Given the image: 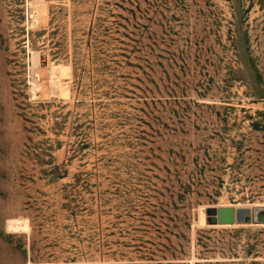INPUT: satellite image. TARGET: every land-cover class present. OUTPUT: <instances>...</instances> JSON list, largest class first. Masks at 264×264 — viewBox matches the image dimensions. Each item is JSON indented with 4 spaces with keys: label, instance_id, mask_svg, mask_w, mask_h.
I'll return each instance as SVG.
<instances>
[{
    "label": "rangeland",
    "instance_id": "rangeland-1",
    "mask_svg": "<svg viewBox=\"0 0 264 264\" xmlns=\"http://www.w3.org/2000/svg\"><path fill=\"white\" fill-rule=\"evenodd\" d=\"M264 0H0V264H264Z\"/></svg>",
    "mask_w": 264,
    "mask_h": 264
},
{
    "label": "water",
    "instance_id": "water-1",
    "mask_svg": "<svg viewBox=\"0 0 264 264\" xmlns=\"http://www.w3.org/2000/svg\"><path fill=\"white\" fill-rule=\"evenodd\" d=\"M205 226L264 225V207H215L204 211Z\"/></svg>",
    "mask_w": 264,
    "mask_h": 264
},
{
    "label": "bare ground",
    "instance_id": "bare-ground-1",
    "mask_svg": "<svg viewBox=\"0 0 264 264\" xmlns=\"http://www.w3.org/2000/svg\"><path fill=\"white\" fill-rule=\"evenodd\" d=\"M209 207L210 206H207L206 208H209ZM215 207H217V206H215ZM223 207H229V206H223ZM234 207H249V206H234ZM233 226H250V225H233ZM254 226H260V225H254ZM261 226H264V225H261ZM221 227H229V226H216V227H210V228H221ZM203 228H208V227L205 226V219H204V227Z\"/></svg>",
    "mask_w": 264,
    "mask_h": 264
}]
</instances>
